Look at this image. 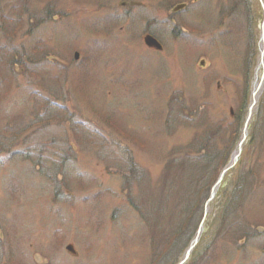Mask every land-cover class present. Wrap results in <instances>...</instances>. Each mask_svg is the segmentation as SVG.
<instances>
[{"label": "rangeland", "instance_id": "obj_1", "mask_svg": "<svg viewBox=\"0 0 264 264\" xmlns=\"http://www.w3.org/2000/svg\"><path fill=\"white\" fill-rule=\"evenodd\" d=\"M262 2L0 0V54L27 68L26 74H19L18 66L15 70L2 66L6 77L0 82V264H147L150 259L149 264H169L184 245L177 254L167 246L154 259L152 249L160 251L161 246L154 244L136 205L143 211L145 202H151L149 209L160 198L161 207L181 212L166 191H159L167 181L163 178L166 152L186 146L198 132L203 140L212 138L221 121L243 110L261 84L242 153L227 177L233 182L224 181L209 204L201 239L191 256L195 261L188 259L185 264L189 260L190 264H264ZM149 34L162 49L146 44ZM46 54L69 66L49 61ZM32 56L37 60L30 64ZM42 70L46 73L40 78ZM32 72L35 78L28 77ZM45 76L63 84L66 99L61 100L51 87L38 85ZM27 82L39 91L38 96L41 93L75 112V120L83 121L99 144L81 148L69 122L37 121L60 117L50 106L34 108V94L18 87L21 83L28 88ZM56 89L60 90L58 84ZM175 95L179 101L172 99ZM178 102L192 116L180 111ZM171 104L173 109L168 107ZM168 110L179 113L178 123L170 122L172 127L165 120ZM206 112L208 122L202 117ZM106 118L123 124L133 138L138 133L137 140L122 136L106 124ZM215 119L218 122H212ZM17 126L24 130L15 137L10 131ZM229 135L220 150L229 149ZM43 147L49 177L32 162ZM23 150L29 152L27 157ZM63 155L68 156L70 177L50 168ZM125 156H133L145 172L143 183L133 179V195L115 172ZM250 168L255 183L251 187L248 179L251 189L239 193L236 183ZM190 169H178L186 186ZM172 172L166 173L168 180ZM61 181L68 183L71 193L55 197L56 182ZM79 183L89 187L81 190ZM143 195L155 198L138 201ZM226 210L230 214L225 218ZM163 219L161 229L177 227L167 213ZM239 225L246 226L245 234L254 235L250 243L241 237ZM192 229L180 235L183 244Z\"/></svg>", "mask_w": 264, "mask_h": 264}, {"label": "trees", "instance_id": "obj_2", "mask_svg": "<svg viewBox=\"0 0 264 264\" xmlns=\"http://www.w3.org/2000/svg\"><path fill=\"white\" fill-rule=\"evenodd\" d=\"M2 21L5 22L4 17L2 18ZM1 28L3 29V25H1ZM2 54L3 53L0 54V75L2 76L0 78V82L1 81L3 82L2 78L4 79V82H5L4 77H6V74H4V70H3L4 68H2V66L3 67L8 66L10 69L14 68V70L16 69V66H18V69L16 70L17 73H19V74H26L27 73V68L25 66H23V64L20 65L21 62L15 60L11 56H6V55L3 56ZM38 57L41 60L43 58V56H38ZM44 57L47 58L49 61H53V62L59 61L58 59L52 60L55 57V55H53V54H46V55H44ZM35 60H37V59H35L33 56L30 57V64L34 63ZM60 63H62V62H60ZM62 64L64 66H69L66 64L65 61ZM29 68H30V66H29ZM43 72L46 73V70H42L41 73L38 74V76L40 78H42ZM30 76L35 78V73L32 72L28 77H30ZM10 82H8L7 85H9ZM51 82H53L52 86H51ZM49 83H50V85H49ZM26 84H28V82ZM57 84L60 87V90H58V91L56 89ZM38 85L45 86V87H51L55 93H58L60 95L59 98L61 100L66 99V93L67 92L66 93L63 92V84L60 83L59 81H57V80L54 81L49 76H45L43 83L41 84V82H40ZM18 87H19V90L26 91L27 95L30 92L32 94H34V96H33V99L35 101L34 108L36 107L38 110H41L42 108H44V106L46 109L50 106V108L55 109V111L58 113V116L60 117V119L57 116H56V118H54L52 116L40 117V119L37 121H39V122L44 121V123L50 122L52 120H55L57 122L60 121V123L62 121L69 122L70 123L69 125L73 127L72 130H73L74 135L72 134V136L73 137L75 136L77 138L76 140L80 142L81 148L88 146V145L99 144L98 140L91 137L92 136V135H90L91 131L86 128L85 123H83V121L79 122L78 120H75L76 113L73 111H69L68 106H64L62 104H59L57 106L56 103H54L51 99L47 98L46 96H43L41 93H40V96H38L37 92H39V91L38 90L35 91L33 88L31 89L29 87V84H28V88L22 86L21 83L19 84ZM8 90L9 89L6 88L5 92H8ZM83 93H85V92H83ZM1 94L2 93H0V97H1ZM52 95L54 96L55 94H52ZM179 98L180 97H177L175 95V97H173L172 99H175V100L177 99L179 101ZM178 104L180 106H177V107L180 111H182L184 113H188L189 116H192V111L190 109H186V107H183V106L181 107V105H182L181 102H178ZM168 107H171V109H173L172 104L169 105ZM248 107H249V103H247V105L244 107V109L239 111L238 114H235L234 116H232V117H234L233 120L230 119V118H232L231 116L226 117L227 119L222 120L221 121V126H222L221 129H217V130L212 131V133H213V136H211L212 138H210V136H207L208 138H205V140H203L202 138H200L198 136V135H201V134H199L200 132H198L195 134L196 136H194V138L190 142L187 143L186 146L185 145H179L176 148L169 150L170 152H168V151L166 152V155H165L166 156V158H165V171H166L167 175H168V173L171 174V171H173L172 172L173 177L171 180H168L166 173H165V176L163 178L167 181L165 182V186L162 187L161 189H159V191L161 190L162 193H164V191H166L167 198L170 200L173 199V201H175V203H178L179 204L178 206L181 208V212H180V209L177 213L173 212L168 205L161 207L160 206L161 205L160 198H158V201L155 202L154 205L152 207H150L149 209H147V204H150L151 202H145L146 210H143V211L141 210L140 207H138V205H136L137 210H139L142 213L141 217H142L143 221L145 223H147L149 226L151 235L153 236L154 244H156V242H159V245L161 246L160 251L158 249H152V251H153L152 256L154 259L158 258L157 257L158 255L159 256L163 255V253L165 252L164 249L167 246H173L172 252L177 254L178 250L180 248V245H184L182 247L183 249L180 250L179 255L173 256V258L168 262H169V264H177L182 259L183 255L186 251L185 249L187 248V246H189V244L191 243V241L195 237V235L199 229V225L202 222V219L204 217L205 205H206L207 200L210 197L212 187L216 183L222 169L230 161L232 153L237 147V143L239 142L240 137H241V133H242L241 129L245 123L246 115L248 112ZM168 113H169V110H168ZM168 113H167L165 120L168 119V122H169L168 125L170 127H172L174 125L170 122L173 120L177 124L178 122L175 119L178 118L179 113H178V110L176 111V113H173V114L172 113L168 114ZM38 114H39V112H38ZM202 117H203V120L205 119V121H207V122L210 121V120H208L209 117H208L207 112L202 113ZM105 120L107 121L106 122L107 125L116 129V131L119 132L125 138H129L133 142L137 140L135 138L138 137V133H137L136 137L133 138L134 133H128V130L124 129L123 124L115 123V122H113V120L109 121L108 118H106ZM154 120H151L152 125L155 128H157L158 124L153 123ZM212 122H218V121L215 119ZM33 123L34 122L28 123L27 128L30 127ZM224 123H225V125H224ZM122 126H123V128H122ZM68 129L71 130V128H68ZM21 130H24V129L21 126H17L10 131V134L12 133L15 137H18L20 135L19 133ZM219 131H222L220 138L218 137V133H217ZM228 131H230V135H229ZM225 135L230 136V139H229L230 140V147H229V149H224V150L221 149L220 150V148H219L220 144L223 143L227 139V137H225ZM54 141H56V139ZM71 144L74 146L73 140H71ZM197 145H200V147H198L200 149L197 148ZM250 146H251V143H250ZM45 148L46 147H43L41 149V153H39V156L36 158V161H32V162L37 165V168H39V167L42 168L41 171H38V172H42L44 175L49 177L50 174L47 173V169H49V168L45 167V164H47V162H44V160H43V157H44L43 152L45 151ZM30 150H32V149H30ZM28 153H29L28 151L23 150V155L26 156V155H28ZM168 157H169V159H168ZM29 158L31 159V155L29 156ZM29 158H27V159H29ZM61 159L62 160L59 163H54L50 168H52V170L60 171L59 174H63L66 177H70L69 174H66L67 171L69 173L71 172L70 171L71 166L68 163V156L63 155ZM188 166L191 167V169H190L191 177L187 181V182H190V184H188L186 186L184 184V181L180 180V178H179L178 169H182V170L185 169L186 170ZM45 170H46V172H45ZM232 170L233 169H231L229 171V173L226 175V177L224 179L225 182L227 181L229 183L231 181V180H228L227 177ZM116 171L119 172V174L121 176L124 189H126V191L129 190V193L131 195H133V192H132L133 179L134 180L137 179L138 181H141L143 183V179H144L143 175H145V172L140 171V169H138V165L134 161L133 156H125L124 158L122 157V161H121L118 169L115 170V172ZM126 171H127V174L125 175L124 172H126ZM70 174H72V172ZM75 178H73V180H77V178L76 179ZM248 179H250L251 187H253L256 178H255L254 170L252 168L247 169L245 171V173L241 175V177H240L241 183L240 182L236 183L238 186L239 193H242V192H245V191H248L251 189L250 185H248L249 184ZM78 181H79V177H78ZM231 182H233V180ZM67 184L68 183H66L65 181L64 182L61 181V183H59V184H57V182H56V186H55V190H54L55 197L57 195L59 197L60 196L63 197L65 193H69V194L71 193V188H69V185H67ZM89 184H91V181H89ZM79 185L81 187V190L89 187L87 184L82 185V183H79ZM145 193H147V192H145ZM145 197H148V196L143 195L141 197V199H139V198H137V199H138V201H143L145 199ZM148 198H155V197L152 196V197H148ZM141 204H143V203L141 202ZM198 206H199V209H198ZM197 209L199 210L198 211L199 213L197 214V218H195V214H196ZM165 213L168 214L169 221L171 219H174L177 222V227L174 226L173 228H170L169 230L161 229L162 223H164L163 216L165 215ZM186 214H188V216H185ZM229 214H230V211L226 210L224 217L225 216L227 217ZM144 222H143V224H145ZM147 224H145V225H147ZM189 227H191V228L193 227V229H192L191 233L188 234V236L185 238L186 243L183 244L182 242L184 239L180 235H182L183 232L185 231V229L189 228ZM245 230H246V226L239 225L238 232L244 233L241 237H244L243 239L247 238L249 240V243H250L251 239L253 238L252 236H254V235L250 236V235L245 234ZM184 237H185V235H184ZM148 258H151V257H148ZM168 259L169 258H166L164 260L166 261ZM190 260L195 261V258H192V259L190 258ZM190 260L187 264H190ZM147 261H148V259H147ZM150 261H152V259H150ZM150 261L148 263L147 262L146 263L149 264V263H151ZM154 261H156V260H154Z\"/></svg>", "mask_w": 264, "mask_h": 264}, {"label": "water", "instance_id": "obj_3", "mask_svg": "<svg viewBox=\"0 0 264 264\" xmlns=\"http://www.w3.org/2000/svg\"><path fill=\"white\" fill-rule=\"evenodd\" d=\"M263 2V7H264V0H262ZM186 4H183V5H180V7H185ZM260 40H261V48H260V65L264 67V21H263V24H262V27H261V37H260ZM145 41H146V44H148L149 46H153V47H158L160 49H162V44L158 41V39H156L155 37H153L152 35H147L146 38H145ZM262 85V84H261ZM260 85V86H261ZM256 87L253 92H252V102L251 104L249 105V108H248V114H247V117H246V120H245V125H244V129H243V137L238 145V149L233 153V156L230 160V162L225 166V168L222 170L217 182L215 183V185L213 186L212 190H211V194H210V197H209V200L206 204V209H205V217L204 219L206 218V215L209 211L208 209V206L209 204L215 199L216 195H217V191L219 189V187L221 186V183L226 175V173L236 165V163L238 162L239 160V157H240V154L242 152V148H243V143L246 139V137L248 136V133H249V129H248V126H249V123H250V120L254 114V110H255V105L257 104V101H258V98H257V93L258 91L260 90L261 87ZM203 229H204V220L203 222L201 223L200 225V228L199 230L197 231V234L195 236V238L193 239V241L191 242L190 246L188 247V249L186 250L185 252V255L183 257V259L178 263V264H185V262L189 259L190 255L192 254L194 248L196 247V245L198 244L200 238H201V235H202V232H203ZM69 249H71L72 251H74L73 249V246L70 245L69 246Z\"/></svg>", "mask_w": 264, "mask_h": 264}, {"label": "bare ground", "instance_id": "obj_4", "mask_svg": "<svg viewBox=\"0 0 264 264\" xmlns=\"http://www.w3.org/2000/svg\"><path fill=\"white\" fill-rule=\"evenodd\" d=\"M259 96H260V92L258 91V93H257V98L259 99Z\"/></svg>", "mask_w": 264, "mask_h": 264}]
</instances>
